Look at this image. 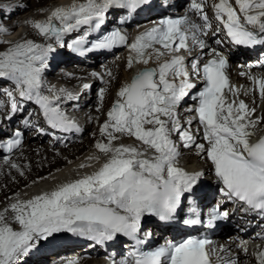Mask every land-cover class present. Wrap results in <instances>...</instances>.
Returning a JSON list of instances; mask_svg holds the SVG:
<instances>
[{
  "label": "snow or ice",
  "instance_id": "6c2138e0",
  "mask_svg": "<svg viewBox=\"0 0 264 264\" xmlns=\"http://www.w3.org/2000/svg\"><path fill=\"white\" fill-rule=\"evenodd\" d=\"M171 7L167 0H71L51 9L45 19L26 22L42 42L25 37L3 39L10 33L0 25V82L13 86L0 87L10 104L4 118L11 120L28 102L34 103L47 129L31 119L33 112L21 123L40 133L81 131L62 107L78 97L66 88L49 85L45 78L50 60L59 55L57 46L81 56L124 46L129 51L127 68L142 65L120 86L99 126L94 150L77 166L73 178L27 199L20 193L6 197L0 208V264H24L42 247L58 246L70 237L100 246L127 238L130 247L112 264H238V258L218 255L207 237L181 234L149 247L153 233L145 229L153 220L156 227L212 229L230 217L218 203L204 218L196 197L205 173L189 171L181 164V146L194 149L210 165L226 202L264 218V115L256 116V109L239 99L240 89L226 75L227 58L208 43L211 34L215 45L264 46V0H188L182 16L167 14ZM124 10L129 17L152 10L160 16L130 43L127 34L117 29L87 46L88 30L100 29L110 11ZM82 28L88 30L71 42L65 40ZM257 66L264 67V57ZM240 75L253 82L249 91L258 90L264 100V77ZM193 80L202 84L194 93ZM107 92V88L99 89L97 112ZM189 97L194 105L185 111L193 115L182 123L178 108ZM125 139L132 142L125 143ZM22 143L23 133L16 130L0 143V149L11 154ZM4 162L25 175L10 155ZM255 238L264 241V231ZM239 247L248 253L247 242L241 241ZM229 251L223 246L219 249ZM252 257L256 264H264V247L257 245ZM63 264L79 261L73 258Z\"/></svg>",
  "mask_w": 264,
  "mask_h": 264
},
{
  "label": "bare ground",
  "instance_id": "6f19581e",
  "mask_svg": "<svg viewBox=\"0 0 264 264\" xmlns=\"http://www.w3.org/2000/svg\"><path fill=\"white\" fill-rule=\"evenodd\" d=\"M70 3L71 0H5V2L4 0H0V18H8L9 13L7 16H5L4 13L9 8L14 10V12L10 14L13 16L16 12H20L22 4L29 8V10L25 11L22 15L13 17L11 22H3L2 24V21H0V25H3L10 32L14 30L5 37L6 40L15 41L21 37H25L36 40L37 42H42V38H40L26 22L45 19L49 11L54 7L68 5ZM16 25L17 28L14 29ZM248 61L254 62L255 59H248ZM126 64L127 56L119 55L116 59H113L110 63H107L106 66H102L101 69H99L103 72L106 79L105 86L102 88H107L108 92L100 112L96 111L97 99L94 100V97L86 104L87 109H90V115L93 119L97 118L99 122H104L107 118L106 113L112 102L116 99V93L120 86L130 81V78L135 74L136 70L134 68L129 70ZM233 66L230 72L232 77L231 85L240 89L239 99L244 100L250 108H255L256 116L264 115V100H261L258 90L249 91L254 87L253 82L249 80L247 76L240 75L241 72H248L238 67L239 64L235 60L233 61ZM140 67H142V65H137L136 69ZM69 69L71 70L72 68L69 67ZM108 72H111L112 75H107ZM72 73L77 77L85 76V79L89 82L90 89H92L93 75L91 73L81 69H73ZM250 74L257 77H264V72L262 71H254ZM45 78L47 81H50L54 80L56 76L50 73L45 75ZM59 79H62V76L59 77ZM72 83L73 82H68V84L71 85ZM246 91L247 94H245ZM84 113L85 112H83V114ZM261 127H264V124H262ZM87 132L90 134H88L87 139H84ZM81 138V141L71 146L61 145L52 147L47 141L46 143H28V146L24 147L22 150L20 149V151L18 150L10 157L13 162L20 165L24 170L25 175L23 177L20 176L15 169H11L7 163L0 161V208H2L6 202V197H11L14 193H20L22 198L27 199L39 193L41 190H49L57 183L73 178L75 175L74 170H76L77 166L85 157L94 150L92 145L95 143V140L99 138V129H95V126L92 124L84 129V134ZM124 142L131 143L132 141L125 139ZM69 161H71V163H69ZM181 164L189 171H203L205 173L204 177L207 176L208 180H212L208 163L197 156L195 152L193 153L192 150L183 153ZM41 177H45L46 179H40ZM33 181L37 182L34 184ZM165 232L166 230L163 233ZM227 232L228 235L231 234L230 230ZM219 238H221L222 241H229L228 238L222 236H219ZM236 238L237 237H233L232 239ZM262 247H264V245ZM63 252H65V250ZM63 252H60V255H62ZM76 253H79V251ZM53 256L54 255L50 256L48 260L53 259ZM73 258L78 259L79 264H99L98 261H93L94 259H81L79 255L72 256L70 259ZM249 260L256 263L254 258H249Z\"/></svg>",
  "mask_w": 264,
  "mask_h": 264
},
{
  "label": "rangeland",
  "instance_id": "374dc122",
  "mask_svg": "<svg viewBox=\"0 0 264 264\" xmlns=\"http://www.w3.org/2000/svg\"><path fill=\"white\" fill-rule=\"evenodd\" d=\"M4 2H5V0H4ZM21 3V2H20ZM20 5V4H19ZM27 5H28V3H27ZM27 10H29V8H28V6H23V4L21 5V7H20V12H16L15 14H14V16L13 15H10V14H12L13 12H14V10L13 9H7L6 10V12L4 13L5 15L6 14H8L9 13V16H8V18H0V21H2V24H3V22H11L12 21V18L13 17H18V16H20V15H22L25 11H27ZM4 20V21H3ZM17 28V25H16V27L14 28V29H16ZM14 30H12V32H13ZM108 87V86H107ZM95 129H99V123H97L96 125H95ZM88 134H90V133H88L87 132V135H85V137H84V139H87L88 138ZM26 146H28V145H26ZM25 146V147H26ZM51 147V146H50ZM24 148V147H23ZM22 148V149H23ZM21 149V150H22ZM20 151V150H19Z\"/></svg>",
  "mask_w": 264,
  "mask_h": 264
}]
</instances>
